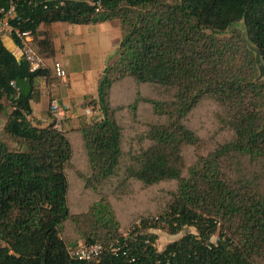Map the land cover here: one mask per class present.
Here are the masks:
<instances>
[{"label":"trees","instance_id":"16d2710c","mask_svg":"<svg viewBox=\"0 0 264 264\" xmlns=\"http://www.w3.org/2000/svg\"><path fill=\"white\" fill-rule=\"evenodd\" d=\"M12 4L16 16L8 21L31 31L46 67L30 71L0 36V114L9 108L3 127L15 143L0 139V264H264V78L255 81L254 53L242 36L246 27L264 61V0H0V19ZM114 18L118 57L105 64L96 95L84 102L101 116L75 128L90 168L87 181H106L123 167L125 178L147 186L175 182L165 209L126 234L104 195L86 211L70 213L71 131L54 120L42 126L31 107L54 55L52 34L42 28ZM10 37L19 46L13 31ZM125 77L168 93L166 99L137 93L129 104L134 113L139 100L148 101L164 117L145 124L139 140L146 144L133 146L126 159L118 106L110 103L112 85ZM206 98L217 103L218 123L230 138L186 167L183 150L200 138L184 121ZM65 220L83 242L114 249L96 261L71 258L67 248L76 244L60 236ZM184 226L195 232L157 250L150 228L176 234Z\"/></svg>","mask_w":264,"mask_h":264},{"label":"rangeland","instance_id":"374dc122","mask_svg":"<svg viewBox=\"0 0 264 264\" xmlns=\"http://www.w3.org/2000/svg\"><path fill=\"white\" fill-rule=\"evenodd\" d=\"M114 26H119V20L114 18L109 21ZM48 26L42 28L43 32H48ZM120 29V28H119ZM120 31V30H119ZM4 31L0 29V34ZM49 33V32H48ZM5 43V42H4ZM118 43L113 51L108 55L107 65L112 64L118 57ZM53 63L56 55L50 57ZM137 93L144 98L166 99L168 93L159 89L158 86L145 83L138 84L131 77L114 82L110 89V103L116 108V118L123 128L122 148L124 153L133 146L137 148L144 146L146 143L140 142L141 133L146 123H154L163 120L164 116L155 114L152 111V104L148 101L139 100L136 112H132L129 104L136 98ZM121 106V107H120ZM88 107L90 113L83 111ZM120 107V108H119ZM6 112L0 114V139L8 142L10 147L15 143L10 140L4 131ZM98 112V113H97ZM218 111L217 103L211 99H202L197 107L185 118V124L199 136L200 140L195 145H188L183 150V157L186 167L191 165L198 155L205 154L214 146L230 138V132L226 131L218 123L216 114ZM73 118H65L61 124H65L69 130V138L72 144V157L70 165L66 167L68 178L67 204L70 213H80L88 209L89 205L104 195L109 200L115 216L120 224V232L126 234L131 231L139 220L146 217L159 215L172 198L175 189L174 181H161L153 185H144L134 178H125L123 167L118 174L111 176L103 182L94 183L92 180L87 181L90 174V168L86 159L81 135L75 128L82 127L99 118L97 106L82 103L81 109L74 111ZM53 121V120H52ZM56 123V121L54 120ZM74 125L76 127H74ZM58 128V126H56ZM63 130V129H62ZM140 139V140H139ZM142 141V140H141ZM144 142V141H143ZM125 159L127 154L125 153ZM149 231L156 233L155 246L158 251L165 248L166 244L181 237L187 232H195L194 227L184 226L178 233L170 234L165 229L150 228ZM60 236L68 243L74 245L83 242L79 237L76 227L71 220H65L60 229ZM217 233L212 236V241L217 240Z\"/></svg>","mask_w":264,"mask_h":264},{"label":"crops","instance_id":"0c3cea01","mask_svg":"<svg viewBox=\"0 0 264 264\" xmlns=\"http://www.w3.org/2000/svg\"><path fill=\"white\" fill-rule=\"evenodd\" d=\"M48 29L52 34L55 61L61 64L65 74L56 76L53 63L47 61L50 74L37 83L39 98L31 102L32 114L42 126L55 120V126L68 131L69 128L61 122L65 118H73L74 111L81 109V104L88 97L96 95L108 55L119 43L120 29L109 21L86 24L55 21L49 24ZM0 36L5 46L19 58V48L13 39L7 34ZM52 102L66 108V116H55L49 110ZM83 111L90 113L88 107Z\"/></svg>","mask_w":264,"mask_h":264},{"label":"built area","instance_id":"2783aa9c","mask_svg":"<svg viewBox=\"0 0 264 264\" xmlns=\"http://www.w3.org/2000/svg\"><path fill=\"white\" fill-rule=\"evenodd\" d=\"M15 16L16 15H15L14 4H12L7 10H4V16L0 19V29L4 31L0 35L7 34L10 36L12 31L16 34V36L20 41V44L18 46L20 57L23 58L28 63L30 71L46 67V62L44 58H42L38 54V52L36 51L33 45V35L31 31L29 30L21 31L19 28L13 27L8 21L9 19L15 18ZM52 68L56 76H60V77L64 76L65 72L58 61L53 62ZM49 110L55 116L61 118L63 116H66L68 112L66 108L58 105L56 102H52L50 104ZM108 247H111V244L108 246L100 242H90V243L79 242L75 246L68 247L67 253L71 258L83 260L86 262L87 261L89 262L91 260L96 261L105 252V250L108 249Z\"/></svg>","mask_w":264,"mask_h":264},{"label":"water","instance_id":"95a60500","mask_svg":"<svg viewBox=\"0 0 264 264\" xmlns=\"http://www.w3.org/2000/svg\"><path fill=\"white\" fill-rule=\"evenodd\" d=\"M245 32H246V27L243 28L242 36H243V39L245 40L247 47L254 53L255 63L258 69V75L255 78V81H257V80L264 78V61L261 57L259 49L254 44L248 41L245 35Z\"/></svg>","mask_w":264,"mask_h":264}]
</instances>
